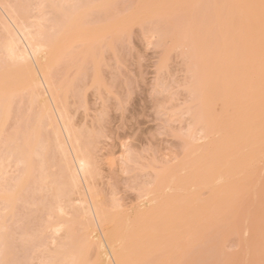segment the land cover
Returning <instances> with one entry per match:
<instances>
[{
    "label": "rangeland",
    "instance_id": "1",
    "mask_svg": "<svg viewBox=\"0 0 264 264\" xmlns=\"http://www.w3.org/2000/svg\"><path fill=\"white\" fill-rule=\"evenodd\" d=\"M1 1H0V3L5 2V5H2V4H1L2 6L0 5L2 7V8L0 7V38L1 37L3 38V36L5 35V33L3 31L4 27H5L4 25L5 24L11 25L10 22L6 23L9 20H8L7 16H6V18H4L6 13L3 14V12H5V11H2V10H8L9 8H10V10H12L13 9L12 7L16 6L15 4H17L19 2H20L19 4H22V5L24 3V6H22V7H25V9H26V5L30 4L29 2H31V4H32V1H33V3L35 2L31 6H28L29 8L31 7L33 9H29L26 13L23 10L21 13V11H20L21 8L18 9L17 7L14 8V10L17 9L16 13L13 10V13L17 16V18L20 19V17H21L23 19V21H21V22L25 23V25H26L27 21H28V23H31V22H35L34 20H38V16H33L34 13H36V14L38 13V15L43 13L44 17L46 15H48V13H49L48 9H47L48 11L46 10L48 13L47 12H46V14L44 13L45 7L43 8V12L40 13L39 10L42 9L41 7L44 4V3L42 4L41 2H38L40 0H38V1L37 0H31L29 2L27 0H15V1H13V0L12 1L11 0H1ZM8 1H9V6H8ZM41 1H43V0H41ZM72 1L74 2V6H76L77 5V4H75L76 0L75 1L69 0V2H71V3H72ZM88 1H91V0H86L83 3V5L86 3L88 4ZM106 1L109 5V2H108L109 0H106ZM139 1L140 0H138V2ZM147 1L149 2L151 0H146V2ZM177 1H175L176 4H173L175 2L168 0L169 3H172L174 5V7L171 6L172 4L171 5H169V3L167 4L166 0H164V1L163 0L152 1V4L150 6H153V7L152 8L150 7L151 10L148 9L146 11V9L139 7L138 10H135V12L140 11V13L136 12L135 14H137L139 16V18L140 17L141 18L139 19L138 17H136L137 15H134V12H133V14L131 15L132 17L134 16V18H132V19H134L135 21H133V22H132V20H130L131 19L130 14L132 13L131 11L134 10L135 6H137V5H134L133 4L134 2L132 1L133 2L132 3L130 0H129V2H128V0H118L117 1L118 4L116 2L117 5L114 3L115 2L114 1L112 6H114V5L119 6L120 5L121 7H123V5L127 2L129 3V5L131 3L134 5L131 7V10H130L129 6H128V9L124 8L122 10L125 12V13L123 12V15L127 14V17H125L126 19L123 18L124 16H122L121 10L119 11L121 13H116V15L119 14L121 16L119 21H121L122 19L123 20H130L129 21L130 23H127V21L125 22L122 20L121 23H123V24L126 23L125 24L126 26L123 24H120V26H119V22H118L117 28L118 27L119 28L118 29L115 28L117 31L113 32L115 29L114 30L109 29V31H112V33H108L109 32L108 31L106 34H104L103 33L104 30H103V32H102L103 34H101V35H103V36L105 35V36L102 38V42L99 38L100 36H98L101 31L100 32L98 31L99 34L96 37L99 38V42H101L100 43L101 45L100 44H99L100 46L97 45L98 44V42H97L96 46H99V47L96 48V46H95V48H96L95 49L94 48L95 43H94V45L90 44L91 48L93 46V48L90 52H93V49H94V53H91V54H93V56H92L93 58L91 60H89L91 57L89 59L84 57L88 61L81 60V58L84 59L83 55H85V56L89 55L90 56V54H86V51H84L85 49L88 48L87 47L88 44H85V42H84V44L86 45V48H84L85 47L84 45L82 47L81 46L82 43L80 41L82 38H80V36H78L77 42L80 41L79 44H81L80 46L82 48L79 46L80 47L79 50H73L74 47L78 48V46L73 44L74 47H73V45H71V47L68 49V53L71 50H72L71 52H74V53L76 52L75 54L72 53L73 59L70 58V56H72L71 52H70V54H68V57H69V59H71L70 61H72V64L76 61H78L76 63H79L78 65L76 63H74L73 68L71 70L69 69V66L71 65V63L68 62L69 60L67 59L68 57L66 56L67 52H64L62 54V56H64L65 60H63V59L60 60L59 59L60 56H58V54H57L60 49L59 50L56 49L57 53L55 51L56 54H54V55H56V57L57 56L59 57V58H57V60L58 61L60 60V62H58L56 60L59 64V66H58V64L54 65V66H57V67H55L56 70L52 66L53 69H51V72L53 75L52 74L51 75H52V77L56 75L54 78L55 80L52 79V81L54 82V84H56V85L58 84L60 86H61V83H63V81H57L60 79L67 81L69 84H70V82L74 83L73 85L71 83L70 84L71 88L69 87V89H68V87H67L68 83L66 82L67 84L65 83V85L62 86L61 88L64 90V88L67 87V88H65L66 90H64L65 92L66 91L67 92H66V94H64L65 92H59L61 95H59L60 97L58 96V99L60 100V98H61L60 103L63 102L62 106L65 108V110L67 108L68 112L65 111L66 117L68 118V116H69L68 121L70 122V126H72L73 131L74 132H75V130L77 131V133L79 135L78 136L79 137V139H78L79 144H80V146L82 145L81 147H83L84 152L86 153V154L85 153H83V154L87 155L86 158L89 157L87 160L90 164L89 165L90 166V175H89L90 178H89V180L86 179L88 181V183L86 181L84 182V180L81 183L83 191L82 190H80V192L78 191L79 192V196H78V194L76 195V193H74L77 191L73 190L72 191L73 194H71L70 197H67L68 199L70 198V201H72L73 199L74 200L76 199L75 202H74V200L72 202H70V203L74 204V205H72L73 207H76L75 204H77V202H78L77 197H78V199H80L83 196L82 198L85 199L87 197V199L89 200L88 197L90 194L94 195L95 193H97L96 195H98V196H95V199L98 202H99V200L101 201L99 204H100V206L101 205L104 206L103 208H105V209H107L108 207L112 208V209L108 208L110 212L115 213L117 215L116 210L119 211L120 208L122 209V211L124 209L129 210V213L126 211L125 212L126 214H124V212L122 214V215H124V218L126 217L124 220L127 221L128 217L131 218V216L135 215L136 213L138 215V212L140 213L141 210H144V209H142V207L138 208V206H143V208H145V205H148L147 204L148 201L146 202V199L150 196V194L151 195L153 194V196L156 195L155 196V200H156L161 195L160 189L162 191V188H163L164 193H163V197L162 196L161 197L163 198V201L165 202L166 199L170 196V194L168 196L167 191L168 192L174 191V193L172 192L171 195H173V194L175 195V193L177 195L180 192L181 185H178L179 188L176 186L175 187L173 186L175 190H170V189H173V187H170V186L176 185L177 183H179L181 181V180L179 181L178 176H176L177 178L174 177L176 174L175 173L176 170H178L177 175L180 174L179 172L181 171L180 169H182V168H183L184 172L187 173L188 169L185 170V167H186L185 165H187L188 162H190V167H194V164H195L199 168L202 166V164L204 163V159L206 157H208V155H210L209 157L214 158V156H211L213 152H211V149H209L210 146L208 143H209V140L212 141L211 140L212 137H215V139L213 138L214 142H215V140H217L216 139L218 137L217 135H219L218 132L215 133L216 136L213 133L216 132L217 130H219V127L222 128L221 126L223 123L220 124L221 121H220V123H217L219 125V127H218V125H214L215 124L214 123L213 127L211 128L212 130L211 129L208 130V132L211 130L209 132V136L207 135V138H204L206 140L209 139V140H207L208 143L206 142V140L204 141V139L197 138V137H199L198 131L200 130V125L198 128L197 123H199L198 121H200V124L202 125L203 122L201 123L202 120H199V119L200 118L203 119V118H202V116L200 117V115H199L200 113H196V110L198 111L200 104L203 102V101L201 102L202 97L205 100H208L205 98V96H202V94L204 92L203 91L204 89H206V92H208L207 89H209L211 87V83H210V85L206 84V87L210 86L209 88H204L201 86L202 83H200V85H198L199 84L198 81L200 79L196 82L197 78L195 79V76H194V78H192V80H191V77L193 76V74L194 73L196 74L197 71L199 72V70L201 68L204 69L206 65H209V68L207 67V68H205V70H208V72L212 73V74L209 73L210 76L207 73L210 81H212L210 78L212 76H213L212 79H215L216 76H219L221 79V82L219 83L218 88H216L214 90V94H213V92L211 94V95H213V98H214L212 103L214 102L216 104V102H217V106H215V104H214V105H212V107L210 106L211 108H213V106H215V109H217V110L219 109L220 111L221 110L223 111L226 108L227 110H225V111L230 112V108L227 106V102L229 100L228 97L232 93L237 94V92H238V94H237L238 95V101L243 107H241L240 105L239 106L236 105V104H239V103H237V99H236V104H235L234 100H235L236 95L234 94V96H235L234 100H233L234 103L233 102H231V103L235 104L237 107L231 106L232 107L231 108L232 113H234V112L237 113L238 110L240 111V108L238 109V107H241L242 109L245 108L244 110H242L243 111V117L245 116L243 121L246 119L247 122H250V123L257 122L259 119V114H260V116L264 117V100L263 99H260L256 102H254L253 104H251L248 107L249 109L246 108L247 107L246 106V96H248L249 93L253 94L255 92L254 87L256 88L257 84H259V83L263 84L262 91H264V75L259 76L258 78H256L255 81H253L254 79H252L253 82L250 81L251 82V84H250V82L248 80V74L250 73L249 68L246 69V68H238V67L235 68L234 67L236 64L234 56L238 55L239 53L243 54V52L241 53V49H242V47H243V50L246 49V48H244V46H245V44H248L249 38H251L250 37L251 30H250V27L247 26L246 31H245V37L243 38V40H240V41L236 40L237 35H241V24H240V22L243 18H245L247 16V14H245V10H247L249 8V3L245 2L243 4V7L245 10L240 9V8H233V9L229 8L224 13V15H222L223 19H217L216 16H217L218 12L220 13L221 3H223L224 0H188V1L187 0H185V1L179 0L180 4ZM183 1L186 4H184ZM12 2H14L15 4L13 3V5H12L11 4ZM25 2L27 3L26 5H25ZM80 2H81L80 4H82L83 1H80ZM92 2H94V0H92ZM92 2H89V4H88L89 7H91V4H93ZM96 2H97V0H95L94 4L92 5L93 8H94V6L97 8L96 4L98 2L97 3ZM100 2L101 3L103 2L102 3L103 5L107 4V3H105L104 0L100 1ZM140 2L141 3L144 2L143 5H139ZM140 2L138 3L139 6L149 8L148 3L145 4L146 2L144 0H143V2H142V0ZM157 2H160L158 4V5H160V9L158 8V5L156 4ZM181 2L183 5H185L184 7H183V5H181ZM128 3H127V5H128ZM162 3L164 4L165 7L167 5H169L166 7L168 9L164 8ZM38 4H40L39 6L41 9H39V8L37 9L36 5L38 6ZM135 4H137L136 1H135ZM144 4L146 6H144ZM177 4L182 6V8L174 9L176 7L175 5H177ZM10 5H12V6H10ZM45 5H46V7L48 6L47 3ZM68 5L66 3L67 7H68ZM100 5L98 6V9L100 7L101 8L100 11H102V14H104L102 9H104L105 6H100ZM32 6H34V7H32ZM110 6L111 5H109V7H107L106 11L108 10V8H110ZM155 6L158 9H153V8H156ZM3 7H4V9H3ZM5 7H7L8 9L7 8L5 9ZM28 7H27V9H28ZM35 7H36V9H34ZM71 7H73V6L71 5ZM83 7H81V8H83ZM86 7H88V6L86 5ZM121 7H119V8H121ZM161 7L163 10L164 9H166V10L163 12L161 10ZM177 7H178V5H177ZM119 8L117 7V11L119 10ZM112 9H115V8L112 7ZM125 9L128 10L129 13H127ZM143 9L146 12L145 14H143L144 13ZM179 9H182V10L180 11ZM90 10H91V8H90ZM141 10L143 11V13H141L142 12ZM153 10H155V11H153ZM158 10H161L162 12L160 13ZM176 10H178L179 13L176 12ZM28 12H29V14H27ZM95 12L96 11H94L93 13H95ZM157 12L160 13L161 15L158 14ZM52 13L54 14L53 16H55V17H57V15H60V14H57L59 12H57L56 15L54 12L51 11V14ZM93 13H91V14L87 13L86 18L88 19V18L92 17V15H93L94 18H91L90 20L96 19V17L94 16ZM106 13L107 14L104 15V17H106V16L108 17V15H109L108 11ZM99 14H101V13H99ZM99 14H97L96 16L99 17ZM140 14H141V16H140ZM43 15H41V16L44 19L43 22L45 25V23H47L48 21H46V17L44 18ZM89 15H91V16H89ZM116 15L114 14V16L116 18H118V15L117 16ZM16 16H15V18H16ZM53 16L50 17V13H49V15L47 16L48 17L47 20H49V22H50V18L55 19V17H53ZM35 17H36V19H35ZM59 17L61 18V15ZM63 17H65V19L67 18V16H63ZM104 17L102 18V16H101V18H97V19H99L102 22L101 19H104ZM107 17L104 20H106ZM128 17H130V18H128ZM3 19H7V20L3 21ZM62 19H64V18H62ZM62 19H60V20H62ZM56 20H58V17ZM90 20H88L87 22H89ZM53 22L55 23L57 21L54 20ZM22 23H21V25H23ZM50 23H52V22H50ZM84 23L85 22H83V24ZM19 24H20V20H19ZM49 24L47 23L46 26H48ZM51 25H49V27H50L49 31L52 30V28L54 27ZM58 25L59 24H57L56 28L58 27ZM96 25H98V24H96ZM96 25H93V27H95ZM192 25H193V27H192ZM195 25L200 26L201 30L198 31L200 33L193 31V28H194V30H196ZM61 26L62 25L60 23L59 27H61ZM11 27L14 28L12 25H11ZM49 27H46V28H49ZM82 27H83V25L80 27V29H82ZM89 27H91V26H89ZM96 28L98 30V27H96ZM102 28H104V27H102ZM200 28L198 27V29H200ZM203 28H205V29H203ZM59 29L61 30V28H59ZM46 30H48V29H45L44 31H46ZM54 31L58 32V28H57V30H53L51 32V34L54 35L56 33ZM105 31H107V30L105 29ZM192 31H193V33L195 32V35L199 34L198 37L200 36L202 40L206 41L208 39V41H207V42H209L208 45L211 47L208 50V45H207L208 51L206 49H203L204 46L200 49L201 45L205 41L201 42V44H199L200 46L198 45L199 48H198V46H196L198 44V41L200 43V41H202V40H199L197 38V36H196V39H198V41L195 39V37H192V35L190 34ZM2 34H4V35L2 36ZM109 34H110V36H109ZM189 34L191 35L190 36L191 39L193 38L192 40L195 39V41L197 42L196 45L194 43L195 49L197 47L200 50H202V49L206 50L207 52L204 51L206 57L207 56L209 57V55H206V53H208L209 51H212V53L209 52V53H211L210 57H209V59L207 58L208 60H206L208 62L210 61V63L204 65V67H202V65L204 64V61H202V58L199 60L198 58H200V57H198L196 55L197 53L195 54V52L193 51V50H195V49H193L194 47H192V43L194 41L192 42V40H190ZM106 35H108V36H106ZM108 38H109V40H108ZM97 40L98 39H95V40L93 39L91 41L96 42ZM1 43L2 42H0V44ZM79 44H77V45H79ZM97 49H98V51H97ZM200 50H196V51H200ZM212 54L215 58L211 57ZM222 54L227 56V58L230 60V64H229V67H227L225 70L222 71L221 74L219 73L220 75H218L216 73L215 67H213L216 63L212 61V58H214V61L216 59L218 61L219 60L217 58L218 55L221 56ZM59 55H60V53H59ZM74 55H76V56H74ZM205 56L203 55V60L206 59ZM253 56H254V54H253ZM56 57L54 56L53 61H55L54 59H56ZM74 57H76V59H74ZM251 58H252V56H251ZM66 59H67V61H66ZM56 61H55V63H56ZM249 61L252 62V60H250V59H249ZM61 62L64 63V65H65V62L67 64L64 66L63 64H60ZM213 63H214V65H213ZM248 63H250V62H248ZM217 64H219V62H217ZM251 64H253V63H250V65ZM75 65H76V67H74ZM215 66L217 67V65H215ZM246 67H248L247 63H246ZM252 67H253L252 69L254 70V66H252ZM262 67H264V61L262 63ZM66 68H68V69H66ZM0 70H1V68H0ZM37 70L38 69H36V71ZM54 70H55V72L53 73ZM209 70H211V71H209ZM203 71L204 70H202V73H203ZM0 72L3 73V71H0ZM204 72H206V71H204ZM19 73H16V75H15L17 78H19V76L17 75ZM202 73H198L197 76L200 74L199 76L202 77V75H201ZM14 74H15V72H14ZM38 74H40V73L37 72V75ZM38 76H39V78H41V75H38ZM252 76L255 78L254 75H252ZM1 77L2 76H0V78ZM21 77H22V75H21ZM64 77H66L67 79ZM200 77H198V78H200ZM190 81H193V82H191L193 84H191ZM18 82L22 83V81L20 82L19 79H18ZM69 84H68V86H69ZM248 84L250 85L249 88H248ZM18 85L19 86H17V87L20 88V84H18ZM202 85L205 86V84H202ZM23 88H24V85H23ZM14 89H15V87H14ZM21 90H22V87H21ZM27 91H28L27 89H26V91H25V89H23V92L19 91V93L20 94L22 93V95H20L17 92V94H19V95H16V96H18V99L17 98L15 99V96H14V98H13L14 105L12 104L13 107L11 106L14 110V112H12V110H11V113H14L13 116L10 113L11 117L13 119H11V117H9V122H7L8 121V119H7L6 123H8V124H5V125H7V126H5L6 127L5 132L10 131L9 128L11 129L12 127H15L16 124L21 125V126L23 125V129H24L25 127H27L29 121H32L29 123L33 124V122H34L33 120H35V116L38 115L36 112H38V110H39V109H37L39 105L37 104V102H35L37 105L35 103H32L33 101L31 100L32 97L30 98L31 95H30L29 91L26 95ZM207 94H209V96H210V92L205 93V95H207ZM65 95H66V98H64ZM232 96H233V94H232ZM45 97H46L49 105H51L50 107H51L52 113L55 115L54 107H52L53 104H51L52 102H50L51 99L49 97V94L47 95V93H45ZM249 97H251V96H249ZM232 98L230 97L231 100H232ZM13 100H12V102H13ZM28 100H30L31 102ZM209 101H210V99H209ZM209 101H208V103H210ZM65 102H66V104H65ZM32 104H33V106H31ZM64 104L66 105V107L64 106ZM224 104H226L225 106H227V107L223 108ZM218 106H219V108H218ZM28 107L31 109L29 110ZM32 108H33V110H32ZM27 109H28L29 113L27 112ZM215 109H211V110L208 109L206 113H208L212 110L215 111ZM235 109L236 110L238 109V110L235 111ZM0 110H1V108H0ZM35 110H36V112H35ZM220 111H219V113H222ZM0 112H2V111H0ZM17 113H18V115H17ZM35 113H36V115H34ZM210 113L212 114V112H210ZM214 113H216V112H214ZM27 114H29V115L32 114V115L29 116ZM2 115H3V113H0V118H2V121L0 120L1 122H3V116ZM194 115H196V119L194 121H197L196 122L197 126L195 124H191V122L193 121L192 117ZM202 115L204 116V118H205V116H207V114L206 115L202 114ZM225 115L227 116L226 118L228 119L229 115H231V114H228V115H227V113L221 114V115H219L220 118L218 116H215V114H214L212 117H215L217 120L218 119L223 120V118H224L223 122L225 123V120H226ZM237 115L236 116L234 115V116L235 117H241L242 116V114H241V116H237ZM16 116H17V118H15ZM21 117L23 119H21ZM212 117H210V118H212ZM230 117H229L230 120H237V119H238L237 121L242 120V119L239 120V118L231 119ZM208 118L209 117L207 116L205 119H208ZM232 118H234V117H232ZM17 119H18V122H17ZM29 119H32V120H29ZM212 119L214 120V118H212ZM229 119H228L229 123L228 122H226V123H228L229 125L230 124L232 125V123H230L232 121H230ZM194 121H193V123H194ZM216 121H214V122H216ZM1 122H0V125L1 124L3 125V123H1ZM247 122H244V123L241 122V123L246 124ZM38 123H40V122H38ZM212 123H210V125H212ZM233 123L235 124V122H233ZM35 124H37V122ZM43 124L41 123V125L45 128V126ZM248 125L249 124H247L246 127ZM1 126H0V129L1 128L2 129L0 130V155H1L0 157L3 159V134H6V133H3L4 128H3V126L2 127ZM29 126L30 125H28V127ZM194 127H197L198 131L196 128H195L196 130L193 129ZM223 127L224 128L226 127V129L230 128V126L228 128L227 125L223 126ZM20 128L22 129V127H20ZM209 128H210V126H209ZM216 128H218V129L215 130ZM46 129L48 132L44 131L47 134H45L43 132L44 137L48 136V133L51 134L50 127H47ZM226 129H225V131H226ZM234 129H235V126H234ZM42 130H44V129L42 128ZM223 131H224V129L222 128L221 133ZM229 131L230 130H228V132ZM234 132H235V130H234ZM211 133H212V135H211ZM221 133H220V135H222ZM75 134H76V132H75ZM196 134H197V136H196ZM224 134H226V133H224ZM230 134H232V133L230 132ZM230 134H229V137H231ZM220 135H219V138H220ZM226 136H228V133L226 134ZM226 136H224V137H226ZM209 137H211V139ZM63 138H64V136H63ZM227 139H228V137H227ZM236 139H238V138H235V140ZM219 140L220 139H218L217 141H219ZM238 140L241 141L240 139H238ZM205 142L208 144V147H209L208 149L210 150V154H208L209 152H207L208 149H207V144ZM214 142L212 144L213 145L212 148L215 146L217 147V145L214 146ZM221 142H216V143L221 144ZM210 145H211V142H210ZM256 145L260 146V144H256ZM218 146H220V145H218ZM52 147H49L50 148L49 152L54 150V149H52ZM204 147H206V149ZM237 147L238 146H236V148ZM256 147L255 148L253 147L254 148L252 150L253 153H251V151L249 150L251 153L250 154L251 160H250L249 165L247 164L248 161L246 163L248 165V167H246V169L248 171L245 169V166H243L244 169L246 170V172H244L245 175H243L244 173L241 172V174L243 175L242 180L241 179H239V180L234 179L233 177L235 175L226 176V173H225V176L227 177L228 180L230 177L233 178L234 182L233 181H231V182L234 184H229L231 182H229L230 180L228 181L227 179L225 180V182L224 181L223 182L226 184V181H228V184L230 186L231 185L233 186V185L239 184L238 181L239 182L241 181L240 185H238L239 187L241 186L240 189H236V188H238L237 186H236V188L231 189L232 187L230 188L229 185L226 184V185H228V187L231 190L228 192L229 195L226 196L227 193H225L226 192L225 189L221 190L222 189L221 187H224V186L226 187V185H224V183L221 181V180H224L225 178L220 179V180L218 179L219 181H217V183H219L220 185L223 183V186L222 185H221V187H218L220 185L217 186L218 189L216 190L217 191L216 195L220 193L219 199L217 198V196L210 194V191L213 190L212 188H210V190L207 188V187H213V186L215 187V185L217 183H215L216 181L214 182V177H216L215 180H217V177L219 176L217 174V172H219V171L216 170L217 176H213V178H212L213 179L212 180L213 186L211 184H209L211 186L208 185L206 187L207 189L206 188L200 189L203 185L200 184L201 185V187H200V186H198L199 183L200 182L204 183V181L207 182V184L210 183L209 177H208L209 181H207V180L203 181L200 179V178H202V177H200L202 174L201 173L199 174V170H196V172H198V174H199V177H198L197 174H193L190 171V169H192V168L188 167L189 171L193 174V176L197 175V177H194V178L195 179L198 178V181L200 179V182H196L197 180H195V182L198 184V185H196V183L193 182V179L188 177L189 174L188 173L185 174L187 178H184L181 181L182 183H184L182 185L184 188V190L182 192L185 195V193L189 190L188 191L189 193L187 192L188 196L190 194V191H191V194H193L192 190H191L192 186H191V188H189V187H190V185H193V183H194L193 190L195 189V186H198V188L196 187V189H195L196 195L200 191L199 192L200 194L198 193L200 196H198V197L200 199L202 198L201 199L202 201H204L203 200L204 198L205 199L207 198L206 201L202 202L203 205L199 204L204 209H201L199 207V205H198V207H199V209H198L196 204L194 205L193 208H191V207L195 202L198 201V203H199L200 199L198 200L197 196H196V198H197L196 199L195 196L194 197L192 196V198H191V196H189V198H188L187 195H185V197L188 198V200H187V198H185L188 201V204H190L189 202H191V200L193 201V203L191 202V204H190L191 207H190V205H188V207H190L189 209L193 210L196 206L197 209L196 208L194 209V214L196 213L197 210H202V212H203V210L207 209L209 213H210V211H214L212 209L214 207H216L217 205L212 204L214 201H210L209 198H211L212 196L216 197L218 200H220L223 197V199H222L223 203L220 204V202L222 200H220V202H218V204L221 207H217V208H219V210L217 209L218 212H217V210L212 212V214L213 213L216 214L214 216V218L211 214H210L211 215V218H210L209 214L207 213V210L205 213L203 212V215H201V216L202 217L206 216L205 214L207 213L210 220L208 218H205V217H203L201 219V216L195 215V218L200 217L199 220H202V224H203L204 228L201 227L202 226V224H201V226H200L201 229H199V232H197L198 228H200L199 225L201 223V222L199 223V221H197V224L199 223L197 225V227H195L196 224H194V223H193L194 224L193 226L190 225L192 230L196 229V230H194V232H196L195 233L196 235L195 234L192 235L193 237H190L191 234L189 232H187V233H189V238L186 237L185 239H183L182 235L184 236L185 233L184 232L181 233L178 231L179 234L181 233V235H178V238H180L182 240L181 241L180 239H178V243L180 242V244H178V245H180L179 247H181V244L183 243L182 252H181V249L179 248V251L181 252L180 253L181 259H179L180 257L177 255L179 253V251L177 249L178 246H177L174 249V250H176V252H173V250L171 248L172 254L175 253V256H174L175 259L170 257L171 253L169 254L170 256H167V252H166L165 256L168 259V261H166L167 263L165 262V264H168L169 262L171 264H174L175 262H178L179 260H180L178 262L179 264H264V145L260 148H256ZM215 148H213V149H215ZM242 148L244 149V147H242ZM249 148H250V146H249ZM213 149H212V151H213ZM219 150H220V148H219ZM205 152H207L206 154H208V155H206ZM219 152H222V154H223V152L225 153V147H224V151L222 149V151H219ZM219 152L217 153V151H215V153H217V154H219ZM53 153L55 154V156L52 155ZM53 153L51 155L54 158L55 157L57 158L56 152H53ZM239 153H240V151H239ZM217 154H214V155H217ZM233 154L234 153L232 152L231 155H233ZM68 155L71 156L72 154L70 153ZM224 155H226V154H224ZM217 156H219V155H217ZM51 157H50V153H49L48 158L50 160L48 159V162L45 163V166H47V163H48V169H47L48 171L45 170L46 174L49 176L52 174L51 177L57 176V177H59L58 180L60 179L59 181L65 182L64 179H66V176H67L66 173L67 172L64 171L65 168H64V166H62L63 163L61 161H59L58 158L56 160L53 157L51 159ZM71 157L73 159L75 156L72 155ZM71 157H69L68 159H70ZM209 157L206 158V160L209 159ZM222 157H223V159L222 158L221 159L225 160V161H223L222 163L220 161V163L224 164V167H225V162L227 161L226 160L227 156L226 157L222 156ZM237 157L239 158V156H237ZM1 158H0V167L3 168V166H1ZM33 158H35V157H33ZM189 158H191L194 162H192V160H190ZM211 158L209 160H213L212 163H214L215 160L211 159ZM219 158H220V156H219ZM231 158H230V160H231ZM13 159L14 158H12V160ZM36 159L37 158H35V161H36ZM221 159H219V160H221ZM8 160H10L12 162L11 158ZM8 160L6 162L7 164L10 163V162H8ZM52 160L55 161L56 164H55V162L52 163L53 162ZM187 160H189V161H187ZM239 160L240 159H238L237 161H239ZM14 161H13V164H14ZM73 161L74 162H71V163H75V160H73ZM186 161H187V163H185ZM2 162H3V160H2ZM34 162L32 159L33 164L37 163L38 161L35 163ZM49 162L51 163V166H49V164H50ZM182 162L185 164H183L184 166H182L180 168L179 166L182 165ZM205 162L207 163V161H205ZM209 162H211V161H209ZM191 163L193 164L192 166H191ZM228 163H230V165L232 167H234L235 169L239 165L238 168L240 169L239 163L236 164V166L232 165L233 164L232 161L231 162L229 161ZM228 163H226V165ZM235 163H237V162L235 161ZM235 163H234V165H235ZM244 163H242V164H244ZM13 164L10 163L9 164L10 166L9 165L7 166L9 170H12L13 169L12 167L15 168L18 166V164L17 165L14 164V166H13ZM179 164H181V165H179ZM209 164H208V166H210ZM204 165L205 164H203V166ZM215 165L216 164L211 165L210 166L211 169ZM218 165H220V164H218ZM34 166L36 167L37 164H35ZM72 166H75V165L73 164ZM187 166H189V165H187ZM217 166H215V167H217ZM10 167H11V169H10ZM62 167L64 169H62ZM232 167H230V168H232ZM202 168H200V170ZM220 168L223 169V167H220ZM33 169H35V168H33ZM36 169L38 170L37 167H36ZM195 169H197V168L194 167V169H192V170L195 171ZM213 169L215 171V168H213ZM237 169L236 170L232 169V170L237 171ZM13 170L14 171H11L12 173L11 172H9V173H11L10 177H12V176L14 177V175H15V178L12 177L14 180V179H17L19 177L18 172H21V171L17 172V171H15V169H13ZM183 170L181 171L182 173H183ZM207 170L209 171V168ZM207 170H206V172H208ZM232 170L230 171V173L232 172ZM0 171H1L0 172V189H2L1 186H3V183H5V182L3 181V169H1ZM222 171H224V170H222ZM13 172H14V174H13ZM47 172H49V173H47ZM201 172H202V170H201ZM239 172H240V170H239ZM15 173H17L18 176H16ZM30 174L24 177V178H27V180L25 181V179H23V182L25 181V183H22V185L24 184L23 187L20 186L21 184L19 185L20 188L22 187L21 188L22 190L20 189V191H22L21 192L22 194L20 193L22 196L19 194V197H18V194H16L17 191L15 192V190H18L19 188L16 187L13 190L15 193H13L12 196L16 194V198H15V196H13L15 199L13 200V198H12V200H11L13 205H11V207H9V209H11L10 211H9V209H6V213L3 212V202L2 203L0 202V222H1V225H4V228L2 226H0L1 227L0 228V264H45V263L46 264H52L53 262L56 264V261H54L55 259L52 257L53 254L54 253L56 254V252H57V251H54L55 250L54 247H56V246L53 245L54 243L52 242L53 241L52 240L53 237H51L52 231L50 232L51 229L49 228V226H47L48 223L46 224V222H48V221L50 222V221L56 219L55 218L56 216H54V215H52L54 218L53 217L50 218L48 216V214L50 213L49 207L53 204V203H51V205L49 206L48 203L51 201V199L52 200L54 199V197H53L54 193L50 192L51 191L50 189L52 187L51 184L53 183L52 181L54 179L52 180L50 177L46 176V177H48V179L47 178H46V180H45V178L41 179V181L43 180L42 181L43 183L40 181V179H38L39 182H41V184H39V182L37 180L39 173L36 171L35 173H32L31 175ZM169 174H171V175L169 176ZM172 174H173V177L175 179L172 178L173 180L171 181L170 179H171ZM206 174H203V175H206ZM212 174H210V177ZM216 174L214 173V175H216ZM227 174H229V173H227ZM237 174H240V173H237ZM7 175H9L8 172H7ZM166 175L169 177V180L171 182L174 181V183H171V182L169 183V181L167 183L165 182L166 184H168V183L170 184V186L168 184V187H166V189H165L166 191H165L164 188L167 185L164 183L165 186H163L161 188H160V185L162 186V184H163L162 182H164V181H162V178L164 176H165L164 178H166V180L168 179ZM182 175H184V173ZM193 176H191V177H193ZM237 176L239 178H241V175H236L235 178H238ZM12 178L9 179V177H8L7 179L12 180ZM158 178H161V180ZM164 178H163V180H164ZM181 178H183V176H180V179ZM189 178H190V180L192 179L191 180L192 182L188 181ZM186 179H187V181H186ZM8 180H5V181L8 182ZM156 180H158V182H156ZM183 180L186 181V184H187V182L192 183V184H190V185L187 184L186 187L188 186V188H186V187H184L185 182H183ZM177 181H179V182H177ZM235 181H237L236 184H235ZM44 182H45V184H44ZM154 182L158 183L159 187H157L158 185L155 186ZM160 182L162 184H160ZM55 183H57V179L53 184H55ZM59 183L61 184L62 182H59ZM55 185L53 186V188L55 187ZM61 185L63 187V184H61ZM204 185L206 186V184H204ZM57 186H59V185H57ZM152 186L154 188V192H153ZM158 188H160V189H158ZM23 189H24V191H23ZM47 189L50 191H48ZM145 189H149L147 191V193L145 192ZM155 189H156V191L159 192V194H157ZM89 190H90V192H89ZM92 190H94L95 193ZM185 190H186V192H185ZM197 190H198V192H197ZM214 190H213V194L216 192ZM52 191L55 192V189ZM221 191H223V192L225 191L224 192L225 195H223V193ZM70 192H69V195H70ZM81 192H84V193H81ZM144 193L147 194V197H146V195H144ZM165 193L167 196L164 195ZM221 193H222V196H221ZM51 194H52V197L50 196ZM179 194L182 195V193H179ZM179 194H178V197L181 196ZM164 196H165V198L166 197L167 198L164 199ZM224 196H226V197H224ZM161 197L158 199L161 200ZM171 197L176 198V196H171ZM183 198H184V196H183ZM149 199H147V200H149ZM189 199H190V201H189ZM212 199L214 200L215 198H211V200ZM170 200H172V199H170ZM208 200L210 202H212L209 204L214 205L213 207H210L211 208L210 211L207 208L209 206L206 207L204 204L206 202H209ZM0 201H2V200H0ZM187 201H185V203ZM154 202H156V201H154ZM158 202L160 203V201H158ZM200 203H201V201H200ZM111 205H113V206L115 205L114 207L119 205V209L117 207H116L117 209H115ZM186 205H187V203H186ZM45 207H48V210ZM73 207L71 210H73ZM166 207L169 208V206H165L163 209H165V211L167 213L168 209H166ZM66 208H68V205H67V207H65V209ZM185 208H186V210L188 209L187 206ZM136 209H138L140 211L137 212ZM163 209H162V211H163ZM189 209H188V211H189ZM7 210L9 212H7ZM69 210L70 209H67L66 213H68L70 215L71 212H69ZM111 210H113L115 212H113ZM133 210H135V212H136L135 214L134 213L132 214V212H134ZM186 210H185V214L187 213ZM192 210H191V212L189 211L190 214H188V216H191L190 217L191 219L188 216L185 219L186 215L181 214V217L184 216L185 220L182 219L179 221L184 222V225L186 224L184 227L183 223L180 222L179 228L181 230H182V228H184V230H186V231L189 230V229H187L188 228L187 224L189 222H191L192 219L194 220V216L192 218V215H193ZM162 211H161V213H162ZM165 211H163V212L165 213ZM3 213H5V215ZM72 213L74 214V210L72 211ZM72 213H71V215H72ZM183 213H184V211H183ZM198 213H200V212H198ZM118 214L120 215V212H118ZM127 214H128V216H126ZM137 215L135 217H137ZM162 215H160L159 217H161ZM67 217L70 218L71 216L70 217L67 216ZM121 217H123V216H121ZM135 217L132 216L131 219H133ZM131 219H128V221ZM163 219H164V216H163ZM4 220H6V221H4ZM80 221H78V223H80ZM203 221H206L205 225H207V226L204 225L205 222H203ZM207 221L210 223H207ZM74 224L77 225L76 219H75ZM163 224H164V222H163ZM75 226H73V227L75 228ZM188 226H189V224H188ZM79 227L81 228V225ZM76 228L78 230L77 226H76ZM76 228H75V230H76ZM189 231H191V230H189ZM194 232H192V233H194ZM187 233H186V235H187ZM162 237L163 238L165 237L164 239H166L165 235ZM164 239H162V240L165 242ZM168 239H169V243H168ZM168 239H167L168 244H165V245L166 246L168 245V247H169V246H171L170 245L171 239H170V237H168ZM4 242L5 243L7 242V243L5 244ZM51 243H52V245H51ZM163 247L165 248V246H163ZM52 249H54L53 253L51 251ZM176 255H177V257H176ZM168 257H170L171 260L172 259H174V260H172V262H171V261H169L170 258H168ZM90 258L91 259L93 258L92 255L89 256V258H87V259L89 260ZM176 258H178V260H176ZM44 259L46 260L45 263H44ZM50 260H52L53 262ZM113 264H114V262H113Z\"/></svg>",
    "mask_w": 264,
    "mask_h": 264
},
{
    "label": "bare ground",
    "instance_id": "2",
    "mask_svg": "<svg viewBox=\"0 0 264 264\" xmlns=\"http://www.w3.org/2000/svg\"><path fill=\"white\" fill-rule=\"evenodd\" d=\"M13 1H15V0H13ZM27 1L29 2L31 0H27ZM80 1H83L82 4H80L81 3ZM85 1L86 0H78V1L76 0V2H75V4H77L76 6H74V2L73 1H72V3H73L72 4L71 2H69V0H43V1L40 0V1H38V2H41L42 4L44 3L43 4L44 6L42 5V7H41L42 9L39 6L41 3L38 4L39 7L36 5L37 9L39 8V9L42 10V11L39 10L40 13L43 12V8L45 7L44 8V10H45L44 13L46 14V12L49 10L48 12L50 13V17L54 15L53 13L51 14V11L54 12L55 15H56L57 12H59L57 14H60L61 15V18L59 17L60 15H57L58 20H56L57 17H55V16H53V17H55V19L50 18V22H52V23H50L49 20H47L48 19L47 16L49 15V13L47 12L48 15L45 16L46 17V21H48L47 22L48 24L50 23L49 25L52 24L51 26H54L52 28V30H50V31H49V29H50L49 25L46 26L47 23H45V25H44V22H43L44 19L41 16V15H43V13L42 14H39L40 16L38 15V13L37 14L34 13L33 16H38V20H34L35 22H31V23H28V21H27L26 22V25H25V23H22L21 22V21H23V19L21 17H20V19L17 18V16L13 13L14 8H16V7L18 9L21 8L20 9L21 13H22V10L26 13L29 9H33L31 7L30 8L28 7V6H31L32 4L35 3V2L33 3V1H32V4H31V2H29L30 3L29 5H26L28 2L27 3L25 2L26 9H25V7H22V6H24V3L22 5V4H19L20 2L17 3V4H15L14 2H12L11 3L12 5H13V3L16 5V6L12 7L13 9L11 8L12 10H10V8L8 9L7 7H5V9L7 8L8 10H2V11H5V12H3V14L6 13L5 17L4 16L3 17L6 18V16H7L8 17V20H9L8 22H6V21L5 22L6 23H9L10 22L11 25L14 27V28H12L10 24H8L9 26L5 24L4 25L5 27H4V30H3L4 33H5V35L2 34V36L3 35L4 36H3V38L2 37L0 38L1 39L0 42H2L0 44V55L2 56V57L0 56L1 57L0 58V68H1V70L0 71H3V73L0 72V76H2L0 78V108H1L0 111H2V112H0V113H3V115H2L3 116V122H1L2 121V118H0V120H1L0 122L3 123V125L1 124L3 126V128H4L3 129V131H4L3 133H6V134H3V159L0 157L1 158V166H3V168L2 167H0V168L3 169V181L5 182V183H3V186H1L2 189H0V200H2L0 202L1 203L3 202V212L6 213V209H9V207H11V205H13V203L11 202L12 198L14 200L16 198V194H18V197H19V194L22 192V191H20V189L24 185V184L22 185V183H25V181L27 180V178H24V177L27 176V175H29L32 171H33L32 173H35L37 171L39 173V175L37 177V180L40 179V181H41V179H44V178L46 180V178L48 179V177H50L52 180L54 179L52 181L54 183L56 181V179H57V183H55L56 185L53 184V183L51 184L52 185V187L50 189L51 191L47 189L51 193L52 192L54 193V195H53L54 199L53 200L51 199V201L48 203L49 206L51 205V203H53V204L50 207L47 205L49 207V210H50V213L49 214L47 213V214H48V216L50 218L53 217L52 215L56 216L55 217L56 219H54V220H52L50 222L49 221L46 222V224L47 223L49 224V225L47 224V226H49V228L51 229V230L49 229L50 232L52 231L51 232L52 233L51 237H53L52 238V240H53L52 242L54 243L53 245L56 246V247H54L55 250L54 249L51 250L52 253L54 251H57L56 254L54 253L55 255L53 254V256H52L55 259V260L54 259L53 260L56 261V264H113V262H114V264H165V262L168 261V259L165 256L166 255V252H167V256H170L171 255L170 257H172V258H174V256H175V253L172 254L171 248H172L173 252H176V250H174V249L178 246V248H177L178 251H179V248H180L181 249V252H182V245H183V243L181 242L182 243L181 244V247H179L180 245H178V244H180V242L178 243V239H180V238H178V235H181V233L184 232L185 233V234L183 233L184 236L182 235L183 239H185L186 237L189 238V233L191 234L190 237H193L192 235H194L196 233V232H194V230H196V229L192 230L191 226H193L194 224H196L195 227H197V225L201 222L200 225H199V227H200L201 224H202V220H199L200 217H198V218L196 217L197 218L196 219L195 218V215L196 216L197 215L201 216V215H203V212L204 213L206 212L207 209L206 210H203V212H202V210H197L195 214H194V209L196 208V206H197L198 209H199V207L201 209H204L200 205H203L202 202L206 201L207 198L206 199L204 198L203 199L204 201H202L201 200L202 198L200 199L198 197V196H200L199 195L200 194L199 193L200 191L198 192V190H197V192L199 194L197 193V195H196V192H195L196 187L198 188V186L201 187V185H203L200 188V189H202V188H206L209 184H211L213 186V184H212V180L213 179L212 178H213V176H217V174L219 176L217 177V180H215L216 177H214V182L216 181L215 183H217V181H219L220 179H223V178H225V179L224 180H221V181L222 182L223 181L225 182V180L227 179L226 176H228V175H230V176L235 175L233 177L234 179H238V180L239 179H241V180L243 179L242 176L245 175L244 172H246V170H247L246 167H248V165L250 163V160H251L250 154L253 153L252 150L256 146H257L256 148H260V147H262L264 145V117L263 116H260V114H259V119L255 123L247 122L246 119H245L246 121L245 120L243 121V119L245 118V116L243 117V111L242 110H244L245 108H243V109L241 108L243 106L238 101V95H237L238 92H237V94L232 93L233 96L231 94L228 97L229 100L227 99L228 100L227 106L230 108V112H226L225 111V110H227L225 108V107H227V106H225L226 104H224V107H223V108H225L223 110L224 112L222 110L220 111L219 109L218 110L215 109V106H217V102H216V104L214 102L212 103V101H213L214 98H213V95H211V94H212V92L214 94V90L216 88H218L219 83L221 82V79H220L219 76H216L215 79H212L213 78V76H212V77H210L212 81L209 80V76H210L209 73H211V72H208V70H205V68H207V67L209 68V65H206V64H209L210 61L208 62L206 60L209 59L210 54L212 53V51H209V52H211V53L208 52L209 54L206 53V55H209V57L208 56L207 57L205 56V52H207L209 50V48H211V47L208 45L209 44V42H207L208 39L205 41V40H202L200 36H199L200 38L198 37L199 34H196L195 35V32H198L199 30H201L200 26L197 25L200 28V29H198V27L195 25L196 30H194V28H193V31H195V32L193 33V31H192L190 34L192 35V37H195V39H196V36H197V38L199 40H202V41H200V43H199L198 39H196L198 41V44L196 45L197 42L195 41V39L192 40L193 38L191 39V37H190L191 35L189 34L190 40H192V42L194 41L192 43V47H194L193 49H195V45L198 46L199 44H201V42H204L205 41L203 43L204 45L202 44L201 47H200V49L204 46L203 49H206L207 50V45H208V50L206 51V50H203V49L202 50L198 49L200 45L198 46V48L196 47V49L193 50L195 52V54L197 53L196 55L198 57H200L198 59L200 60L202 58V61H204V64L202 63L203 64L202 67H204V65H206V66H205L204 69L203 68H201V69L199 68L200 69L199 72L197 71L196 74L194 73L195 75L192 73L193 76L191 75L192 76L191 77V80L195 76V79L197 78L196 82L200 79L198 81V83H199L198 85H200V83H202V84H205V86H203L201 84L202 87L209 88L210 86L206 87V84L207 85L208 84L210 85V83H211V87L209 89H207L208 92H210V96H209V94L205 95V93H208V92H206V89L203 90L204 92L202 94V96H205V98L208 99V100H205L202 97L203 100L201 99V102L202 101L203 102L200 104L199 109L197 108L198 111L195 109L196 110V113H200L199 114L200 117L202 116L203 119L200 118L199 120H202L201 123L203 122V124L201 125L200 124V121H198L199 123H197V125H198V128H199V125H200V130L198 131L197 127H194L193 129L196 128L197 131L199 132V134H198L199 137H197L199 139L207 138V135L209 136V132L212 130L211 128L213 127V124L214 123H215L214 125H218L217 123H220V121H221L220 124L223 123L221 127L224 129V131L221 133L222 128H220L219 125H218L219 130H217L218 128H216L215 130H217V131L216 132L213 131L214 132L213 133L214 135L217 132H218L219 135H220V133L222 134V135H220V138H219V135H217L218 137L216 139L217 140L220 139L219 141L215 140V142H214L213 138L215 139V137H212V139H211V137H209L214 142V146L217 145V147L215 146L216 148L213 147L215 149L212 148V146H213L212 145L213 144L212 141H210L209 139H207V140H209V143H208L207 140L204 139V141L206 140V142L209 144L210 148L208 147V144L205 142L207 144V149L209 148V149H211V152H213L211 156H214V158L213 157L212 158L209 157L210 156V155H208V154H210V150L209 149L207 151L209 153L206 154L207 152H205V154L208 155L209 159L210 158L211 159H214L215 160L214 163H212L213 160H209V159L206 160V158H208V157H206L204 159V163H203V164H205L204 166L202 164V166L198 168L194 164V167L197 168V169H195V171L192 170V169H194V167H190V162H188V164H187L189 166L185 165L187 167V168L185 167V170L188 169V171H187V173L189 174L188 177L192 178L193 179V182H195V180H197L196 182H200V179L203 180V181L204 180H207V181L210 180V183H208V184L205 181H204V183H201L200 182L199 185L195 182L196 185H198V186H195V189L194 190H193L194 183H193V185H190L192 183H188L187 182V184L190 185L189 188H191V186H192V189L191 190H192V193L194 194V195L191 194V191H190V194L191 195L189 194V196H191V198H192V196L193 197L195 196V198L197 196L198 197V200L200 199L201 203H200V201H199V203L197 201L191 207L190 204H191V202L193 203V201L191 200V202H189L190 204H188V201L187 200L189 198V196H188V193H189L188 191L189 190L187 191L188 193L186 192L187 189L185 190V192H186L185 195H187V197H188L187 198V197H185L184 193L182 192L184 190V188L182 186L184 183L181 182L182 179L187 178L186 175H185L187 173L184 172V170L182 168L180 170L181 171L183 170L184 175H182L183 173L181 171L179 172L180 174L177 175V173H178L177 171L178 170L175 169L176 170L175 171L176 174L174 176V177L178 176L179 177L178 179H179V181L181 180L180 181L181 183L179 181H177L179 183H177L176 185H172L171 184L172 186H170L169 183L173 180L172 178H174L173 177V174H172L171 179H170L171 181L169 180V177L166 175L168 179L166 180V178H164L165 177L164 176L163 177L164 180L162 178V181H164V182H162L163 184L160 182V184H162V186L160 185V188L163 187V186H165L164 183L165 182L167 183L168 181H169L168 184H169L170 187H173V186L174 187L175 186L178 187V185H181V187H180L181 190L179 189L180 192L179 191L178 192L179 193H182V195L177 192L179 195H181L180 197H178V194L176 195V193H175V195L174 194L171 195V193L172 192L174 193V191H172V192H168L167 191L168 196H169V194H170V196L168 198L166 197L167 198L166 199L165 196H167V195H166V193L164 194L165 195L164 196V199H166V201H165L166 203H165L163 201V198H162L163 197V193H164L163 192V188H162V191H161L160 188H158V189H160V194L161 195L159 197L158 196L157 197L160 198L162 196L161 197V200L158 199V198H157L158 200L157 199L155 200V196L156 195L153 196V194L151 195L148 192L150 194V196L148 195L149 197L147 199H149V198L150 199L149 200L146 199V202L148 201L147 204L148 205L150 204V205L149 206L148 205H145V208H143V206H138V208L139 207L140 208L142 207V209H144V210H141V211L138 210V209H136L137 212L140 211V213L138 212V215L135 212V210H133L134 212H132V214L133 213L134 214L136 213V214L135 215H132V216L135 217L137 215V217H135L133 219H131L132 216L130 215L131 218L128 217L127 218V221L124 220L126 217L124 218V215H122V214H123V212H124V214H126L125 213L126 211L129 213V210H125L124 209L122 211L121 208L119 209V205L116 206L119 209V211L116 210L117 215L115 213H112V212L109 211V209H112V208H109L108 207L109 209L108 208L105 209V208H103L104 206H102V205H101L102 206L101 207L100 204H99L101 201L99 200V202H98L95 199V196H98V195H96L97 193H95L94 190H92V191L95 194L94 195L93 194H90L89 197H88L89 200L87 199V197L85 198L86 200L84 198H82L83 196L80 199H78V197H77V200H78L79 203L76 201L77 204H75V206L77 208L76 207H73L72 205H74V204H72L70 202H72L74 199L73 200L71 199L72 201H70V198L68 199L67 197H70L71 194H73V192H72L73 190L77 191V192H74V193H76V195L78 194V196H79L80 190L83 191L82 186H81L82 185L81 184L82 181L84 180V182L86 181L88 183L87 180H89V178H90L89 177V175H90V166L89 165L90 164H89V162H88L87 159L89 157L86 158L87 155H85L86 153L84 152L83 147H81L82 145L80 146V144H79V140H78L79 139V137H78L79 135H78L77 131L75 130V132L77 134L76 135L75 132L73 131L72 126H70V122L68 121L69 116L67 118L66 117V113H65V111H67V108L65 110V108L62 106L63 105V102H61L62 104L60 103L61 98H60V100L58 99V96L61 95L59 92H65L64 91V90H66L65 88H67V87H68V89H69V87L71 88V85L70 84L72 83V85H73L74 83L69 81L70 82V84H69L67 81H64L63 79L62 80L60 79V80H57V81H63V83H61V86L58 85V84L57 85L54 84V82L52 81V79L55 80L54 78H55L56 75L52 77V75H53L52 72H51V69H53L52 66L56 70L55 67H57V66H54V65L55 64L57 65L58 62H60V60H62V59L65 60L64 56H62V54L64 52H67L66 56L68 57V54H70V52L72 51L71 50L68 53V49L73 44L76 45V46H78V48H77V47H74V45H73V47H74L73 50H79L81 46L83 47V45L85 46L84 48H86V45L85 44H88V46H87L88 48L85 49V50L83 49V50L86 51V54H90V56L89 55H87V56L83 55V58L85 57V58L89 59L91 57L89 59V60H91L93 58L92 57L93 54H91V53H94V49H93V52H90L92 50V48H93V46L91 48V45H94V43H95V45H94V48H95L97 42H98L97 45H99L102 42V38L105 36V35L103 36L101 34H103V33L106 34L109 31V29H112V30H114L115 28L118 29L119 28V27L117 28L118 22H119V26H120V24H123V23H121L123 19L121 21H119V19H120L121 16L119 14H117L118 15V18H116L114 16V14L116 15V13H121L122 12V16H124L123 18L126 19L125 17H127V14L126 15H123V12L124 11H122V10L124 8L128 9V6H129V8L131 10V7L132 6L137 5V6H135V9L133 8L134 10H132L131 11L132 13L130 14V17H131L130 20H132V22H133V21H135L134 19H132V18H134V16L133 17L131 16L133 14V12H134V15H137L135 13L138 12V11L135 12V10H138L139 7L146 9V11L148 9L151 10L150 7L152 8L153 6H150V5L152 4V1H155V0H151L149 2L148 1L146 2V0H144L146 2L145 4L148 3L149 8L148 7L145 8V7L139 6V5H143V3H144L143 0H142L143 3L140 2L141 0L139 1L140 2L139 5H138V3H139L138 0H130L131 2L132 1L134 2V3L132 2L134 5L132 3L129 5V3H128L129 0H128V2H127L128 5H127V3H125L123 5V7H121L120 5L119 6H115V5L112 6L113 2L115 1L114 3L116 4V2L118 0H109L108 1L109 2V5H111L115 9H112L111 6H110V8H108L107 11H108V14L109 15H108V17L106 16L107 17L106 20H104L106 18V17H104V15L107 14L106 13L107 12L106 9H107V7H109V5H108V3H107L106 0H104L105 3H107L106 5L105 4L103 5L102 4L103 2L102 3L100 2V1H103V0H99V1L97 0L98 3L97 2L96 3L98 5L95 3L96 6H97V8L95 6L93 8V6H92L94 4L95 0H94V2H92V0L91 1H88V4H89V2H92L93 3V4H91V7H89V5L87 3L83 5V3ZM135 1H136L137 4H135ZM166 1H167L166 3L168 4L169 3L168 0H166ZM169 1L175 2L177 0H169ZM180 1L178 0L177 2H179V4H180ZM184 1H183V3L186 4ZM245 2H248L249 3V8L247 10H245L244 7H243V4ZM46 3H47V5L49 7L48 6L46 7V5H45ZM66 3H67V5L69 4L68 5L69 8L66 6ZM159 3L160 2H157L156 4L158 5ZM1 4L2 5H5V2L0 3V5ZM117 4H118V2H117ZM145 4H144V6H146ZM164 4H163V6H164ZM171 4L172 3H169V5H171ZM173 4H176V2L173 3ZM173 4L171 5L172 7H174ZM179 4H177L178 7H177V5H175L176 7L174 9L182 8V6H180ZM12 5H10V6H12ZM71 5L73 7H71ZM86 5L88 7H86ZM99 5L106 7V8L104 7V9H102L104 14H102V11H100L101 10L100 7L98 9V6ZM169 5H167V6H169ZM181 5H183L182 2H181ZM8 6H9V1H8ZM184 6L185 5H183V7ZM27 7H28V9H27ZM32 7H34V6H32ZM36 7L34 9H36ZM81 7H83V8H81ZM117 7L118 8L121 7L122 9L119 8V10L117 11ZM166 7L164 6V8H166ZM90 8H91V10H90ZM158 8L160 9V5H158ZM158 8L156 7V8H153V9H158ZM229 8L230 9H233V8L244 9L245 10V14H247V16L245 18H243L241 20V22H240V24H241V35H237L236 40L237 41L243 40V38L245 37V31H246L247 26L250 27V30H251L250 37L251 38H249L248 44H245V46H244V48H246V49L243 50V47H242L241 53L243 52V54H240L239 53L238 55L234 56V59L236 61V64H235L234 67L235 68L236 67H238V68H246V69L249 68V70H250V73L249 74L250 75L248 74V80H249V82L250 81L253 82L259 76H263L264 75V67H262V63L264 61V0H224L223 3H221L220 13L218 12L216 18L217 19H223V16L222 15H224V13ZM3 9H4V7H3ZM144 9H143L144 13L141 10L142 11L141 13H143V14L146 13ZM166 9H168V8H166ZM166 9L163 10L162 7H161V10L163 12ZM120 10H121V12H119ZM161 10H158V11L161 13L162 12ZM179 10L181 11L182 9H179ZM14 11L16 13L17 9L14 10ZM94 11H96V12L98 11V12L97 13L95 12L96 13L95 14V13H93ZM153 11H155V10H153ZM126 12L129 13L128 10H126ZM176 12H178V10H176ZM87 13H89V14L93 13L94 16L96 17V19L97 18H101V16H102V18L104 17V19H101L102 22L99 19H97V20L96 19L90 20L91 18H94L93 15H92V17H90V18L87 19L86 18ZM99 13H101V14H99ZM138 13H140V11ZM160 13H158V14H160ZM27 14H29V12ZM97 14H99V17L96 16ZM14 15L16 16V18H15ZM63 16H67V18L65 19V17H63ZM89 16H91V15H89ZM140 16H141V14H140ZM43 17H44V15H43ZM130 17H128V18H130ZM136 17L139 18L138 15ZM62 18H64V19H62ZM35 19H36V17H35ZM60 19H62V20H60ZM4 20H7V19H3V21ZM19 20H20V24H19ZM54 20L57 21V22L54 23L53 22ZM88 20H90V21L87 22ZM130 20H123V21H125V22L127 21V23H130L129 22ZM83 22H85V23L83 24ZM21 23L23 25H21ZM60 23L62 25L61 27H59L60 26ZM57 24H59L58 27H57L58 28V32L54 31L56 33L53 35V34H51V32L53 30H57V28H56ZM96 24H98V25H96ZM125 24H123V25H125ZM82 25H83V27H82V29H80V27ZM93 25H96V26L93 27ZM45 26L46 27H49V28H46ZM89 26H91V27H89ZM96 27H98V30H97ZM102 27H104V28H102ZM192 27H193V25H192ZM59 28H61V30ZM43 29L44 30L45 29H48V30L44 31ZM105 29L107 31H105ZM116 29L113 32L117 31ZM203 29H205V28H203ZM103 30H104V32H103ZM98 31L99 32L101 31L100 34H99ZM108 33H112V31H109ZM198 33H200V32H198ZM97 35L100 36L99 38H100L101 42H99V38L96 37ZM78 36H80V38H82L80 40L81 43H82V45L79 44L80 41L77 42L78 41ZM106 36H108V35H106ZM109 36H110V34H109ZM93 39L94 40L95 39H98V40L96 42L95 41L93 42V41H91ZM108 40H109V38H108ZM84 42H85V44H84ZM194 43H195V45H194ZM77 44H79V45H77ZM99 46H96V48L99 47ZM56 49H58V50L60 49L58 53H57ZM98 49H97V51H98ZM196 50H200V51H196ZM55 51L58 54V56H60V58L58 56L56 57V55H54V54H56ZM59 53H60V55H59ZM72 53L75 54L76 52L75 53L74 52H71V55H72ZM253 54H254V56H253ZM53 55L56 57V59H54L55 61L57 60V58H59L60 60L59 61L57 60L58 62L56 61V63H55V61H53V58H54ZM203 55L206 57V59H204V60H203ZM74 56H76V55H74ZM251 56H252V58H251ZM211 57H214L213 54L211 55ZM70 58L73 59V55L70 56ZM85 58L84 59L81 58V60L88 61ZM214 58H212V61L216 63L215 65H217V67L214 65V63H213V65H214L213 67H215L216 73L218 75H220L223 70H225L227 67H229L230 60L224 54H222L221 56L218 55V57H217L219 59L218 61H217V59L214 61ZM67 59L69 60L68 62L71 63V65L69 66V69L71 70L73 68L74 63H76L78 61H76V62H74L72 64V61H70L71 59H69V57ZM67 59H66V61H67ZM74 59H76V57H74ZM249 59L252 60V62L249 61ZM217 62H219V64H217ZM248 62L253 63L254 65L253 64L250 65V63H248ZM246 63H247V66L248 67H246ZM60 64H63L64 65V63H62V62ZM66 64L67 63L65 62V65ZM76 64L78 65L79 63H76ZM58 66H59V64H58ZM252 66H254V70L252 69L253 68ZM74 67H76V65ZM36 69H38L39 71L38 70L36 71ZM66 69H68V68H66ZM55 70L53 71V73L55 72ZM202 70H204L206 72L203 71V73H202ZM209 71H211V70H209ZM14 72H15V74H14ZM37 72L40 73L38 75H41V78H39V76L37 75ZM16 73H19V74H17L19 76V78H17L15 76ZM198 73H202L201 74L202 77L199 76L200 74L197 76ZM207 73L209 74V76H208ZM21 75H22V77H21ZM252 75H254L255 78ZM198 77H200V78H198ZM64 78H66V77H64ZM18 79H19L20 82L22 81V83H19L18 82ZM252 79H254V80L252 81ZM193 81H190V83L193 82ZM66 82L69 84V86H68V84ZM251 82H250V84H251ZM65 83L67 84V87H65L64 90H63L61 87L64 86ZM18 84H20V88L17 87V86H19ZM22 84L24 85V88H23V85ZM191 84H193V83H191ZM249 86L250 85L248 84V88H249ZM14 87H15V89H14ZM21 87H22V90H21ZM23 89H25V91H26V89L29 91V93L31 95L30 98L32 97L31 98V100L33 101L32 103L37 102V104L39 105L38 108H37V109H39L38 112H36V110H35V112L38 115L35 116V120H33L34 121L33 124L32 123L31 124L29 123V122H32V121H29L28 122V125H30L29 127L26 124L27 127H25L23 129V125L22 126L21 125H18V124L15 125L13 123L15 125V127H12L11 129L9 128L10 131H7L8 132L7 133V132H5V128H6L5 126H7L5 124H8V123H6V121L8 119L7 122H9V117H11V114H12V116L14 114V113H11V110H12V112H14V110L12 108L13 107L12 104L14 105L13 98L15 96V99L16 98L18 99V96H16V95H19L20 94L19 91L20 92L21 91L23 92ZM254 89H255V92L253 94L249 93L250 95L248 94V96H246V106H247L246 108H248L251 104H253L254 102H256V101H258L260 99H263L264 100V91H262L263 84H260V83L257 84L256 88L254 87ZM28 91L26 92V95H27ZM17 92L19 94H17ZM66 92L64 94H66ZM45 93H47V95L49 94V97L51 99L50 102H52L51 104H53L52 107H54L55 115L51 111V107H50L51 105H49V103L47 102V99L45 97ZM234 94L236 95V97L234 96ZM20 95H22V93ZM249 96H251V97H249ZM230 97L231 98L233 97L232 100L230 99ZM234 97H235V100H234ZM64 98H66V95H65ZM209 99H210V101H209ZM236 99H237V103H239V104H236ZM12 100H13V102H12ZM233 100L235 101V104L237 106H239V105L241 106V107H238V109L240 108V111L238 109H237L238 111L235 109V111H237V113L236 112H234V113L231 112V108H232L231 106H233V107L236 106L235 104H233L234 103ZM28 101H30V100H28ZM208 101L210 103H208ZM231 102H233V103H231ZM65 104H66V102H65ZM65 104H64V106L66 107ZM214 104H215V106H213V108H211L212 105H214ZM31 106H33V104ZM218 108H219V106H218ZM30 109L31 108H29V110ZM208 109L209 110L215 109V111L214 110L210 111V112H212V114L210 112L206 113ZM32 110H33V108H32ZM213 111L216 112V113H214ZM219 111L222 112V113H219ZM27 112H28V109H27ZM36 113L34 115H36ZM213 113L215 114V116H218L219 118H220L219 115L224 114V113H227V115L228 114H231V115H229V117L231 116L230 117L231 119H237V118H239V120L240 119H242V120L241 121H237L238 119L237 120H230L229 117H228V119L230 121H232V122H230V123H232V125L231 124L229 125L228 124L229 122H228V119L226 118L227 117L226 115H225V119L227 121L225 120V123H224L223 122L224 118L222 116L221 117L223 118V120L222 119L221 120H219V119L217 120L215 117H212L214 115ZM240 113L242 114V116H241ZM202 114H204V115L207 114V116L209 118L208 119H205L207 116H205V118H204V116ZM233 114L235 116L238 114L237 116H241V117H235ZM17 115H18V113H17ZM27 115H29V114H27ZM30 115H32V114H30ZM193 117H192V120L194 121L196 119V115H194ZM210 117L214 118V120L212 118H210ZM232 117H234V118H232ZM15 118H17V116ZM11 119H13V118L11 117ZM21 119H23V118L21 117ZM29 120H32V119H29ZM193 121L191 122V124H195L196 125V122L197 121H194V123H193ZM214 121H216V122H214ZM17 122H18V119H17ZM36 122H37V124H35ZM38 122H40V123H38ZM226 122H228V123H226ZM233 122H235L236 125ZM241 122H243V123L244 122H247V123L246 124H243ZM41 123L42 124L44 123L43 125L45 126V128L41 125ZM210 123H212V125H210ZM247 124H249V125L246 127ZM226 125H227L228 128L230 126V128L229 129H226V127L225 128L223 127V126H226ZM233 125L235 126V129H234V126ZM19 126L22 127V129ZM209 126H210V128H209ZM47 127H50L51 134L48 133V136H45L44 137L43 132L44 131H47V129H46ZM42 128L44 130H42ZM209 129H211V130L208 132ZM225 129H226L227 132L225 131ZM228 130H230V131L228 132ZM234 130H235V132H234ZM230 132L232 134H230ZM44 133L47 134L46 132H44ZM224 133H226V134L228 133V136H226V134H224ZM229 134L231 135V137H229ZM211 135H212V133H211ZM63 136H64V138L66 140L63 138ZM196 136H197V134H196ZM224 136H226V137H224ZM227 137H228V139H227ZM235 138H238L241 141H239L238 139H236L237 140L236 141ZM210 142H211V145H210ZM216 142H221V144L220 143H216ZM239 143L240 144L242 143V144L240 145ZM256 144H260V146L259 145H256ZM218 145H220V146H218ZM236 146H238V147L236 148ZM249 146H250V148H249ZM49 147H52V149H54L55 151L52 150V151L49 152V149H50ZM224 147H225V153L223 152V154H222V152H219V151H222V149L224 151ZM242 147H244V149ZM204 148L206 149V147H204ZM219 148H220V150H219ZM233 148L235 150L237 149L238 151L237 150L235 151ZM212 149H213V151H212ZM249 150L251 151V153H250ZM215 151H217V153L219 152V154L215 153ZM239 151H240V153H239ZM53 152H56V155H57L58 160L63 163L62 166H64V168H65L64 171L67 172L66 173L67 174L66 179H64L65 182L64 181H59L60 179L58 180L59 177H57V176H54V177L52 176L53 177L52 178L51 177L52 174L49 176L45 172V170L48 171L47 170L48 169V163H47V166H45V163L48 162V159H49L48 158V155L50 153V157L52 155L55 156V154ZM232 152L235 154V155L233 154L234 156L231 155ZM70 153L73 156H75L73 159L71 157L72 155L71 156L68 155ZM83 153H85V154H83ZM214 154L219 155L220 158H219V156L214 155ZM224 154H226V155H224ZM68 156L71 157V158L68 159L69 158ZM222 156H224V157L227 156V158H226L227 161L225 162V167H224V164H221L223 161H225V160H222L223 159ZM237 156H239V158ZM33 157L37 158L36 161H35V158H33ZM52 157H51V159H52ZM10 158H11V160H12V158H14L12 160V162L10 160H8ZM57 158L55 157L54 159L57 160ZM230 158H231V160H230ZM32 159H33V162L34 161L35 162L38 161L37 163H35V162L34 163L37 164L36 167L38 168V170L40 172L34 166L35 164L32 163ZM189 159L192 160L191 158H189ZM219 159H221V160H219ZM236 159L237 160L240 159L241 161L240 160L237 161ZM2 160H3V162H2ZM7 160H8V162H10L12 164H13V161L15 160L14 161V164H16V165L18 164V166L15 167V168L11 166L13 169H15V171H17V172L18 171H21V172H18L19 177L17 179H14L13 180V178H15V175H14V177L12 176L13 178L10 177L11 176L10 174L12 173L11 171H14V170L13 169L12 170H9L8 169L7 166L10 163L7 164L6 163ZM73 160H75V163H71V162H74ZM187 161H189V160H187ZM187 161L185 163H187ZM205 161H207V163ZM209 161H211V162H209ZM220 161H221V163H220ZM229 161L230 162L232 161L233 164L232 163L231 164L233 166H236V164L239 163L240 164V169L238 168L239 167V165H238V167H236V169L238 168L237 171H233L232 169H234V170H236V169L234 167H232L230 165V163H228ZM235 161L237 163H235ZM247 161H248V163H247ZM54 162L55 161H53L52 163H54ZM192 162H194V161L192 160ZM241 162L242 163L245 162V163L242 164ZM185 163L182 162V165L179 164V165H181L179 167L181 168L182 166H184L183 164H185ZM226 163H228V164L226 165ZM234 163H235V165H234ZM14 164H13V166H14ZM55 164H56V162H55ZM73 164L75 166H72ZM208 164L210 166L211 165H214V164H216L215 166H217L218 164H220V165H218L217 167L213 166L212 169H211V167L208 166ZM192 165L193 164L191 163V166ZM49 166H51V163L49 164ZM243 166H245V169L246 170L244 169ZM11 167H10V169H11ZM188 167L192 168V169H190V171L193 174H197L198 177H199V174L201 173L202 175L200 177H202V178L204 177V178L203 179L200 178L199 181H198V178L195 179L194 177H197V175L196 176L195 175L193 176V174L189 171V168ZM220 167H223V169L220 168ZM230 167H232V168H230ZM33 168H35V169H33ZM64 168L62 167V169H64ZM200 168H202L201 169L202 172H201ZM204 168L206 170L209 168V171L210 172L208 170H207L208 172H206V170ZM213 168H215V171H214ZM230 169L232 170V172H231L232 174L230 173V171H231ZM196 170H199V174H198V172H196ZM216 170L219 171L220 173L217 172ZM222 170H224V171H222ZM239 170H240V172H239ZM7 172H8L9 175H7ZM9 172H11V173H9ZM216 172H217V174H216ZM241 172H243L244 174L242 175ZM47 173H49V172H47ZM214 173L216 175H214ZM225 173H226V176H225ZM227 173H229V174H227ZM237 173H240V174H237ZM13 174H14V172H13ZM15 174H16V176H18L17 173H15ZM203 174H206V175H203ZM210 174H212L211 177H210ZM170 175L171 174H169V176ZM236 175H241V178H239L238 176H237L238 178H235ZM7 176L9 177V179L12 178V180H8L7 179L8 178ZM46 176H48V177H46ZM180 176H183V178L180 179ZM191 176H193V177H191ZM208 177H209V180H208ZM190 178H189L188 181L192 182L191 181L192 179L190 180ZM231 178L232 177L229 178L230 181L228 179L227 180L229 182H231V181L234 182L233 178L232 179ZM23 179H25L24 182H23ZM158 179L161 180V178H158ZM5 180H8V182H6ZM186 181H187V179H186ZM186 181L183 180V182H185V186L184 187H186V185H187L186 184ZM228 181H226V184H228ZM38 182H39V180H38ZM41 182H39V184H41ZM45 182H44V184H45ZM59 182H62L61 184H63V187H62V185ZM156 182H158V180H156ZM156 182H154L155 186L158 185L157 187H159V184L156 183ZM240 182L238 181L239 184H236L237 181H235V184L236 185H233V186L231 185L230 186L229 184H234L232 182L229 183L228 185H229L230 188L232 187L231 189L236 188V186L238 187L236 189H240L241 186L240 187L238 186V185H240ZM171 183H174V181L171 182ZM223 183L221 184L222 186H223ZM168 184H166L167 186H165L164 190L166 189V187H168ZM204 184H206V186ZM226 184L224 183V185H226ZM19 185L22 186V187L20 188ZM54 185H55V187L53 188ZM57 185H59V186H57ZM211 185H209V186H211ZM218 185H220V184L217 183L215 185V187L213 186V187H207V188L209 190H210V188H212L213 190L215 189L214 191H216L218 189L217 188ZM221 185L218 186V187H221ZM228 185H226V187L225 186L224 187H221L222 188L221 190H224L225 189L226 192L225 191L224 192L227 193L226 196H228L229 195L228 192L231 191L230 188L228 187ZM153 186H152V189H153V192H154ZM16 187L19 188L18 189L19 191L18 190H15V192L17 191L18 193L16 192V194L13 195V196H15V198H14L12 196V194L15 193L13 190ZM174 187H173V189H170V188L169 189L170 190H175ZM186 188H188V186ZM54 189H55V192L52 191ZM149 189H145V192L147 193V191ZM156 189H155V191H156ZM90 190H89V192H90ZM213 190L210 191V194L217 196V198L219 199V196H220L219 194L220 193L216 195V193H217V191H216L213 194ZM23 191H24V189H23ZM69 192H70V195H69ZM156 192H157V194H159L158 191H156ZM221 192L223 193V195H225V193L223 191H221ZM81 193H84V192H81ZM222 193H221V196H222ZM144 195H146V197H147V194L144 193ZM50 196L52 197V194ZM171 196H176V198L174 197L175 198L174 199ZM183 196H184V198H183ZM226 196H224V197H226ZM185 198H187V200ZM211 198H215V199L214 200L213 199L211 200ZM211 198H209L210 201H214L215 203L214 202L212 203V202H210L208 200L209 202L204 203L205 206L206 207L209 206L207 208L210 211L211 210L210 207H213L214 206L212 204H216L217 206L214 207L215 209L213 208L212 210H214V211L217 210V209L219 210V208H217V207H221V206L218 204V202H220V200H222L223 197L222 198L220 197L221 198L220 200H218L216 197H213V196ZM170 199H172V200H170ZM75 200H74V202H75ZM154 201H156V202H154ZM158 201H160V203ZM185 201H187L186 202L187 205H186ZM189 201H190V199H189ZM209 203H212V204H209ZM221 203H223V200L220 202V204ZM195 204H196V206H195V208L193 210L192 209H189L190 207L193 208ZM67 205H68V208L65 209V207H67ZM188 205H190V207H188ZM198 205H199V207H198ZM111 206L114 207L115 205L114 206L111 205ZM165 206H169V208L166 207V209H168V212L167 213H166L165 209H163ZM186 206H187V208L189 209L190 212L192 210V213H193L192 218L194 216V220L192 219V221H191L192 223L189 222L188 223L189 226L187 224V227L188 228L187 227L186 228L189 229V230H191L194 233H192L189 230L186 231L182 227H181L182 230L179 228L180 222H182V221H179V220L184 219V216H182L183 217L182 218L181 217V214H183V215L185 214V210H186L185 207ZM48 207H45V208H47V210H48ZM72 207H73V210H74V214L72 213L73 210H71ZM116 207H114V208L117 209ZM161 208L163 209V211H165V213L162 211ZM67 209H70L69 212H71L73 216L71 215V213H70V215L68 213H66L67 212ZM188 209L186 210L187 213L185 214L186 215L185 216V219L188 216V214H190L189 211H188ZM10 210L11 209H9V211ZM218 210H217V212H218ZM9 211L7 210V212H9ZM111 211H113V210H111ZM161 211H162V213H161ZM183 211H184V213H183ZM214 211H210V213H209L208 210H207V213L209 214L210 218H211V215L213 216V218L216 215L215 213H213L214 215L212 214V212H214ZM113 212H115V211H113ZM118 212H120V215L118 214ZM198 212H200V213H198ZM5 213H3V214L5 215ZM207 213L205 214L206 216H203V217L209 219ZM159 214L160 215L163 214V215L161 217H159L160 216ZM67 216H69V217L71 216V217L68 218ZM121 216H123V217H121ZM126 216H128V214ZM163 216H164V219H163ZM188 217L190 218L191 216H188ZM203 217L201 216V219ZM75 219H76L77 225L74 224L75 223ZM128 219H131V220H129L130 222L128 221ZM4 221H6V220H4ZM78 221H80V223H78ZM197 221H199L198 224H197ZM163 222H164V224H163ZM203 222H205L204 223V225H205L206 224V221H203ZM182 223L184 225V222H182ZM207 223H210V222L207 221ZM75 225L78 227V230H77V228H76ZM78 225L79 226L81 225V228ZM185 225H184V227H185ZM0 226H2L4 228V225H1V222H0ZM73 226H75L76 230H75V228ZM205 226H207V225H205ZM201 227L204 228L203 227V224H202ZM201 227L198 228L197 232H199V229H201ZM178 231L181 232V233L179 234ZM187 232H189V233H187ZM186 233H187V235H186ZM164 235L166 236V239H164L165 237L164 238L162 237ZM167 236L170 237V239H171L170 240V243H171L170 245L171 246H169V247H168V245L167 246L165 245V244H168L169 243V239H168ZM162 239H164L165 242ZM167 239H168V243H167ZM51 245H52V243H51ZM163 246H165L166 249ZM181 252L179 251V253L177 254L179 257L181 255L180 254ZM91 255H92L93 258L92 259L90 258L88 260L87 258H89V256H91ZM177 255H176V257H177ZM170 257H168V258H170ZM174 259H172V260H174ZM179 259H181V257ZM172 260L170 258L169 261L172 262ZM176 260H178V258H176ZM45 261L46 260L44 259V263H45ZM50 261H52V260H50ZM178 262H175L174 264H179ZM52 264H55V263L53 262Z\"/></svg>",
    "mask_w": 264,
    "mask_h": 264
}]
</instances>
